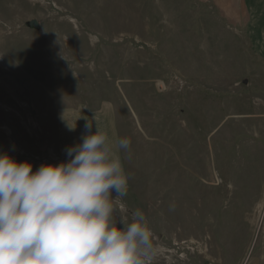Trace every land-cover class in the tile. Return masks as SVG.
<instances>
[{
	"label": "rangeland",
	"instance_id": "obj_1",
	"mask_svg": "<svg viewBox=\"0 0 264 264\" xmlns=\"http://www.w3.org/2000/svg\"><path fill=\"white\" fill-rule=\"evenodd\" d=\"M88 121L131 139L150 264H264V0H0V154L59 164Z\"/></svg>",
	"mask_w": 264,
	"mask_h": 264
},
{
	"label": "clouds",
	"instance_id": "obj_2",
	"mask_svg": "<svg viewBox=\"0 0 264 264\" xmlns=\"http://www.w3.org/2000/svg\"><path fill=\"white\" fill-rule=\"evenodd\" d=\"M68 159L42 164L0 154V264H150L153 232L137 208L116 218L113 200L127 195L120 151L131 139L111 140L95 121ZM72 128V127H71ZM115 194V195H113Z\"/></svg>",
	"mask_w": 264,
	"mask_h": 264
},
{
	"label": "water",
	"instance_id": "obj_3",
	"mask_svg": "<svg viewBox=\"0 0 264 264\" xmlns=\"http://www.w3.org/2000/svg\"><path fill=\"white\" fill-rule=\"evenodd\" d=\"M32 25H33V27L36 28V29H38V28L40 27L39 24H38L36 21H34V22L32 23Z\"/></svg>",
	"mask_w": 264,
	"mask_h": 264
},
{
	"label": "crops",
	"instance_id": "obj_4",
	"mask_svg": "<svg viewBox=\"0 0 264 264\" xmlns=\"http://www.w3.org/2000/svg\"><path fill=\"white\" fill-rule=\"evenodd\" d=\"M78 125V124H77Z\"/></svg>",
	"mask_w": 264,
	"mask_h": 264
}]
</instances>
